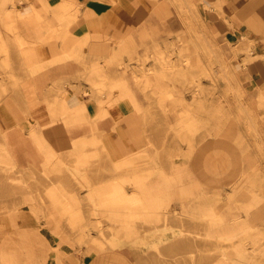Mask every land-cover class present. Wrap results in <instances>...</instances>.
Masks as SVG:
<instances>
[{
  "label": "rangeland",
  "instance_id": "rangeland-1",
  "mask_svg": "<svg viewBox=\"0 0 264 264\" xmlns=\"http://www.w3.org/2000/svg\"><path fill=\"white\" fill-rule=\"evenodd\" d=\"M26 3L27 0H7L2 10L0 7V110L13 98L21 75L28 72V65L23 62V25L16 12L17 8H22ZM142 3V16L118 15L112 9L107 10L108 13H114L111 17L92 15L91 32L86 33L84 40L81 35L75 38V45L84 44L82 46L88 49V53L80 56L70 55L81 68L77 77L78 91L90 94L88 97L98 106H119L124 110V117H136L139 134L134 125L128 127L131 139L124 145L132 149L125 152L118 139H104L91 115V143L85 144L83 155H91V169L107 173L111 171L117 175L96 176L95 186L91 177V217L95 218L96 223L63 225L76 234L85 225L91 226V232L95 233L97 240L103 242L104 249L125 247L135 264H238L237 260L241 257L244 259L243 264H250L254 248L242 249L237 243L234 246L231 244L253 233L257 237L255 241L262 244L261 249L264 247V106L258 105L257 95L248 90L237 75L239 51L234 45L225 43L216 34L207 31L203 19L189 0H143ZM92 6L103 7L97 3ZM194 33H198L201 40L206 37L214 45L218 58L227 72L231 73V77L225 78L202 76L207 109L201 112L204 119L196 137L204 134V131L215 133L218 124L223 138L213 142L215 137L210 135L205 142L201 141L196 146L189 145L181 137L176 140L173 138L174 129L180 122L175 115L181 113L176 110L189 104V93L184 91L176 94L177 99L182 97L180 102L171 97L164 105L151 103L142 87L134 81L132 73H141L140 60L145 61L146 68L153 67V54L157 48L166 50L171 59L177 60L183 46L180 40ZM172 47L175 49L169 52ZM119 62L123 63L122 70L126 71L129 87L119 89V96L108 88L103 91L96 89L91 83V68L104 66L113 74ZM130 90L136 100V107L132 97H128ZM239 104L251 115L259 137L248 136L249 145L241 154L242 160L235 163L238 152L231 147L236 144L242 131L240 124L229 113L237 112ZM216 107L220 109L217 114L213 110ZM191 108L196 110L199 107L197 103H192ZM216 115L217 119L214 118ZM113 126L109 133H115ZM3 130L0 120V207L6 211L19 203L34 204V196L41 202L47 199L53 207L66 206L71 193L60 183L47 189L41 180L50 177L24 175L26 173L13 165L7 157L9 153L4 145ZM257 139L259 143H256ZM205 144L209 146L199 149V146ZM87 150L91 153L88 154ZM239 165L241 168H238ZM77 166L81 167L80 164ZM237 171L243 172L245 180L244 191L239 199L246 202L239 204L236 201L238 195L231 191L230 185L236 179L233 174ZM129 176L142 179L136 183L146 189V197L151 199L152 204L148 210L137 206L134 215L130 217L124 214L126 208L122 204H112L113 207L107 202L100 204L93 192L94 188L101 191L116 182L125 187L126 191L134 190L136 186L131 183L134 180L129 179ZM39 188L45 189V192ZM223 188L226 191H222ZM218 191L228 194L224 195L225 200L218 202L220 208L208 205L209 199ZM13 199L15 202H12ZM174 208H178L179 216H172L169 212ZM189 209L193 212L209 211L212 214L216 211L217 214H214L218 217L213 215L212 220L224 218L222 224L225 228H221L220 224H206L195 215L186 216L185 211ZM246 212H249L251 222L239 218L242 223L232 226L230 218L242 216ZM202 219L207 220L208 216ZM63 225H59L61 230H65ZM250 225L253 226L251 229H245ZM80 239L69 242L75 244L79 252L84 247L88 252H97ZM184 243H191V246L177 250L178 245ZM255 249L258 250V246ZM225 259L226 263L223 262ZM29 263L30 259L26 255H4L3 263L0 259V264Z\"/></svg>",
  "mask_w": 264,
  "mask_h": 264
},
{
  "label": "crops",
  "instance_id": "crops-1",
  "mask_svg": "<svg viewBox=\"0 0 264 264\" xmlns=\"http://www.w3.org/2000/svg\"><path fill=\"white\" fill-rule=\"evenodd\" d=\"M65 1L75 7L63 10L60 5ZM142 1L27 0L20 8L22 13L32 11L25 15L26 22L21 21L23 62L28 72L21 75L13 98L0 110L7 157L24 175L50 177L41 180L47 189L60 183L71 195L66 206L53 207L46 197L41 202L34 196V204L19 203L6 211L0 207L2 263L4 255H26L29 264H135L125 247L95 253L84 247L79 252L69 242L80 239L79 234L64 225L96 223L91 217V177L95 186L96 176L117 175L91 169V155H83L85 144L91 143V115L98 106L90 94L78 91L81 68L70 57L75 38L81 35L84 40L91 32L92 15L111 17L110 9L118 15H144ZM189 1L207 31L239 51L237 75L257 95L258 105L264 106V0ZM94 3L103 7H93ZM101 20L104 18L98 22ZM107 111L95 123L99 131L111 132L116 120L124 117L119 106H109Z\"/></svg>",
  "mask_w": 264,
  "mask_h": 264
},
{
  "label": "bare ground",
  "instance_id": "bare-ground-1",
  "mask_svg": "<svg viewBox=\"0 0 264 264\" xmlns=\"http://www.w3.org/2000/svg\"><path fill=\"white\" fill-rule=\"evenodd\" d=\"M6 2L7 0L1 1V10ZM60 7L63 10L67 11L68 9H72V7H75V5H73L72 2L65 1L60 5ZM16 12L19 15L18 17L20 18V20L22 22H26L25 15L31 13L32 11L30 12L29 10H26L22 13L20 12V9L17 8ZM64 34L66 35L67 33ZM197 34L194 33L190 37H187V39L183 38L180 40L183 46L179 50V58L177 60L171 59L170 54H168L166 50L157 48L153 54V67L146 68V66H144L145 61L140 60L141 64L139 70L141 71V73L138 75L135 71L132 72L134 81L139 84L140 87H142V89L145 91V95L149 98L151 103L155 102L157 104L164 105L166 100L171 97L176 99L175 101L180 102L182 101V97H178L181 99H177L176 94L183 93L184 91L189 93L191 100L189 104L184 105L178 108L177 110L175 109L176 112L181 113L175 115L176 119L180 122L177 123L176 128L174 129L173 138L176 140L178 137H181L184 140H187L189 145L194 144L195 146L201 141L205 142L206 138L210 135H213L215 137L213 142H216L223 138L220 132L221 130L218 128V124L217 131H215V133L204 131V134H201L199 135V137H196V132L199 130V127L202 125V121L204 119L201 112L203 111V109H207L204 104L205 88L202 85V76L213 75V77L216 78H225L229 76L231 77V73L229 71L227 72V69L225 68L224 64L218 58L214 45L210 43L206 39V37L201 40V36ZM82 45H74L72 47V54H75V56H80L82 55V53H88V49L86 48V46ZM173 46H175V44H173ZM174 49L175 48L172 47L169 52H173ZM123 68V63L119 62L118 66L116 67L115 73L111 74V71L109 72V70L104 66L100 68L93 66L91 68L90 75L91 83L95 85L96 89H98L99 91H103L104 89L108 88L115 92L116 96H119V89L129 87L128 78L127 76H125L126 71L122 70ZM236 92L238 93L237 89ZM129 96L132 97L131 90L129 92L128 97ZM132 102H134V107H136L137 103L136 100L133 99V97ZM92 103L93 102H91V105ZM192 103H197L199 108L196 110L194 108H191ZM213 110L216 111L217 114V110L220 109L219 107H216V110L215 108H213ZM107 114V106H98L92 114V116L94 117V122L97 123L101 119V116H106ZM229 115L234 116L236 122L240 124V129L242 131V134L238 138L236 144L232 147L230 146L232 150H237L238 155H236L237 160L235 161V163H239V161L242 160L241 154L244 153V151L249 145L248 136H254L255 138L259 136L251 115L243 105L239 104L237 112H231L229 113ZM229 115H226V117L229 118ZM135 118L136 117L129 115L116 120V123L113 126L115 133H109L101 130L104 139L106 138V141L111 139H118L122 144L123 151L126 152L127 150H131V147L125 146L124 144H127L131 139V131H129L128 128L130 125H134L136 127L137 134H139L138 124L135 121ZM214 118L217 119V115L214 116ZM256 143H259L258 139L256 140ZM205 146L207 148L209 144L199 146V149L203 150L205 149ZM238 168H241V166L239 165ZM234 175L236 179L230 182V185L232 187L231 191L237 193L238 196L236 198V201L238 202V204L239 202L245 203L246 201H241L239 199L242 196V192L244 191L245 180L243 177V172L237 171L236 174H233V176ZM128 178L134 180L133 182H131L134 183L136 186L134 190L126 191L125 187L120 186L119 182H116L106 186L105 189L101 191L95 190L94 192L100 204H105L104 202H107L108 205L111 207H113L112 204H114V206H119L120 204H122L123 208H126L124 214L130 217L134 215L135 208L137 206L148 210V208L152 207V204L150 202L151 199H149V197H146V195H148L146 193V189L140 187V183H136L142 179H138V177L135 176H129ZM1 190L4 189L1 188ZM222 191H226V189L223 188ZM224 195L227 196V192H216L215 196L212 199H209L208 205L220 208L218 202L221 200H225ZM197 206H200V204H198ZM169 212L172 214V216L180 215L178 208H174ZM214 213L217 214L216 211H214L213 214L209 211L193 212L191 211V209L185 211L186 216L195 215L201 218L200 220L204 221L206 224H220L219 226H221V228H225V225L222 224L224 222V218L212 220L213 215H215ZM203 216H208V219L203 220ZM215 216L218 217L217 215ZM220 216L224 217L223 213H220ZM239 218H242V221H247V223L251 222L250 214L249 212H246L245 214H242V216L230 218V220H232L233 222L232 226H237L239 225V223H242ZM252 227L253 226L250 225V227L248 226L245 229H251ZM80 230L81 231L79 233V237L81 238L82 243L90 245L91 247L95 248L96 251H101L104 249L103 242L97 240V238H95L96 235H94L93 237V232H91V230L93 229H91V226L85 225ZM90 233L92 237H90ZM250 234L234 241L231 246H234L235 243H237L242 249L254 248L255 252L253 254L252 261H250V264H262L264 263V247L263 249H261L262 244L255 241V238L257 237H255L253 233ZM190 246L191 243H184V245L179 244L177 250H180L185 247L189 248ZM257 246L258 250L255 249ZM223 262L226 263V259L223 260ZM237 263L243 264L244 259L241 257L237 260Z\"/></svg>",
  "mask_w": 264,
  "mask_h": 264
}]
</instances>
